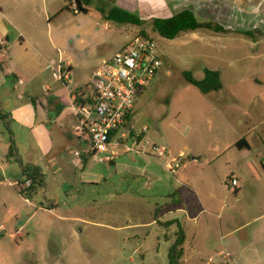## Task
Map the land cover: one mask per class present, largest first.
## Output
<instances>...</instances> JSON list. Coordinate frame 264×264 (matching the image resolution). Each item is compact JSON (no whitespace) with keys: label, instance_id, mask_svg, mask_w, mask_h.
<instances>
[{"label":"rangeland","instance_id":"rangeland-1","mask_svg":"<svg viewBox=\"0 0 264 264\" xmlns=\"http://www.w3.org/2000/svg\"><path fill=\"white\" fill-rule=\"evenodd\" d=\"M167 1L168 15L191 8L201 21L226 31L198 29L170 40L153 30L156 17L146 12L141 26L110 21L114 31H106L102 40L113 35L116 45L106 51L64 48L71 53L76 86L136 35L154 39L165 64L125 127L145 130L151 144L166 147V156L122 153L121 146V156L112 162L100 161L107 155L101 154L84 166L79 157L66 155L53 173L45 168L48 186L29 202L19 194L22 175L16 155L8 157L9 148L17 147L15 134L4 126L0 264H170V246L181 230L188 236L181 264H264V190L256 191L259 183L247 167L256 156L254 162L264 164V156L260 158L259 148L249 158L233 147L246 128V116L255 122L264 113L262 103L251 104L256 88L249 82L264 81V0ZM100 5L95 0L88 9L104 21ZM205 68L221 73V91L205 95L185 80L184 71L202 79ZM173 158L185 164L177 174L165 165ZM257 168L264 185V166ZM231 173L247 181L239 195L226 182ZM191 186L206 197L203 212L196 208ZM174 196L184 197L187 216L164 215L162 208Z\"/></svg>","mask_w":264,"mask_h":264},{"label":"crops","instance_id":"crops-1","mask_svg":"<svg viewBox=\"0 0 264 264\" xmlns=\"http://www.w3.org/2000/svg\"><path fill=\"white\" fill-rule=\"evenodd\" d=\"M98 3L104 4L99 8L104 21L92 16L89 9L88 13H74L71 6L70 10H65L68 0H0V44L3 42L6 44L3 47L0 45V130L5 126L11 134L13 132L15 134L18 147L15 149V160L19 161L21 175L23 176V166L38 168L45 177L46 187L48 179L45 168L52 172L53 167L64 164L66 155L73 154L79 157L84 166L89 158L97 157L90 153L88 142L80 137L79 118L73 109L74 90L90 81L94 73L89 80L80 82L76 86H73L72 78L69 84L55 80L52 68L61 59L69 63L73 70L71 53L64 48L71 47L74 53H78V47L93 46L99 51H106L105 49L109 46L116 45L113 35H108L107 42L102 40L106 31H114L112 26L114 24L105 17L113 6L138 13L142 18L146 12L154 13L153 16L159 18L172 16L167 14L169 10L167 0H114L113 2L98 0ZM2 48H7V52L3 53ZM249 82L252 83L253 88H256L252 94V106L261 103L264 106V81L262 84ZM259 115L255 122L249 115L246 116V128L233 145L239 152L247 153L249 158L257 148L262 154L260 158L264 156V113H261L260 117ZM134 131L138 130H134L133 127H124L116 134V137L120 138L121 134ZM124 141V143L133 142L130 136ZM238 141H241L242 148L237 146ZM121 146L111 145L109 148L111 154L117 153L115 157L121 156L118 152ZM122 153L129 152H126L124 148ZM255 159L249 160L247 167L259 183L256 189L259 193L264 190V185L260 184L263 178L257 167L259 164L262 166L264 164L263 161L255 163ZM183 166L185 164H181L179 168ZM177 172L178 170L176 173H171L177 174ZM232 175L239 180L236 192L239 195L244 191V186L247 187V181L242 174L236 176L231 173L229 176ZM182 182L181 179L177 181V183ZM192 189L199 203L196 208L199 207L203 212L207 205L206 197L200 196L194 187ZM170 199L171 204H166V208H162L165 210L164 215L187 216L190 209L183 207L184 197L179 196L178 200L174 196ZM176 200H178L177 203ZM214 210L218 211V209ZM174 220L176 219L168 221ZM187 238L185 233V241ZM184 256L185 251L183 258Z\"/></svg>","mask_w":264,"mask_h":264},{"label":"built area","instance_id":"built-area-1","mask_svg":"<svg viewBox=\"0 0 264 264\" xmlns=\"http://www.w3.org/2000/svg\"><path fill=\"white\" fill-rule=\"evenodd\" d=\"M70 6L74 13H79L75 2ZM0 45L3 47L6 44L3 42ZM2 52L6 53L7 48H2ZM164 64L165 60L154 39L141 33L116 55L104 59L90 81L74 90L73 109L79 118V135L88 142L89 151L93 155L108 154L100 157V161H111L117 155L111 154V145H124L129 153H151L161 159L166 156V147L151 144L145 136V130L116 137L128 124L127 118L133 114L139 97L160 74ZM52 73L54 79L59 82H71V65L63 59L54 64ZM128 136L133 140L131 145L124 143ZM114 137L117 138L115 141ZM165 165L172 173H176L180 167L176 159ZM226 182L233 190L238 189L239 180L235 176H229ZM17 184L20 191L25 188L24 185ZM29 184L30 181L27 185Z\"/></svg>","mask_w":264,"mask_h":264},{"label":"trees","instance_id":"trees-1","mask_svg":"<svg viewBox=\"0 0 264 264\" xmlns=\"http://www.w3.org/2000/svg\"><path fill=\"white\" fill-rule=\"evenodd\" d=\"M72 2L76 3L79 12L88 13V6L92 3V0H68V5L65 7V10H70L69 4ZM105 17L108 21L119 24L141 26L145 23V20L138 13L127 11L118 6H113ZM152 27L161 37L170 40L177 38L182 32L196 31L198 29H209L217 33L226 31V29L220 24L211 21H201L196 12L191 8L183 9L168 18H153ZM183 75L190 85L196 87L205 95L221 91L224 88L221 73L218 70L205 68L204 77L202 79H197L191 71H184ZM130 118L131 116L127 118L128 121ZM237 146L240 148L243 147L241 141L237 142ZM14 154L15 148L12 146L9 150L8 157H13ZM22 168L23 176L18 183L25 185V188L22 191L19 190V194L26 199H31L36 196L41 189L46 187V180L44 175L40 172V169L29 165L23 166ZM28 181H30L29 185H27ZM235 192H237V190ZM184 242L185 235L181 230L169 250L170 264H181L184 255Z\"/></svg>","mask_w":264,"mask_h":264}]
</instances>
